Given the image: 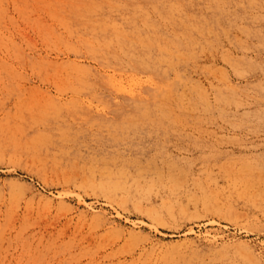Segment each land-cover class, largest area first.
Here are the masks:
<instances>
[{
    "label": "rangeland",
    "instance_id": "1",
    "mask_svg": "<svg viewBox=\"0 0 264 264\" xmlns=\"http://www.w3.org/2000/svg\"><path fill=\"white\" fill-rule=\"evenodd\" d=\"M0 264H264V0H0Z\"/></svg>",
    "mask_w": 264,
    "mask_h": 264
}]
</instances>
